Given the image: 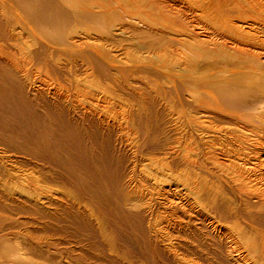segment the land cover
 <instances>
[{
	"label": "bare ground",
	"instance_id": "bare-ground-1",
	"mask_svg": "<svg viewBox=\"0 0 264 264\" xmlns=\"http://www.w3.org/2000/svg\"><path fill=\"white\" fill-rule=\"evenodd\" d=\"M138 263L264 264V0H0V264Z\"/></svg>",
	"mask_w": 264,
	"mask_h": 264
},
{
	"label": "rangeland",
	"instance_id": "rangeland-1",
	"mask_svg": "<svg viewBox=\"0 0 264 264\" xmlns=\"http://www.w3.org/2000/svg\"><path fill=\"white\" fill-rule=\"evenodd\" d=\"M139 262V261H138ZM139 264V263H138Z\"/></svg>",
	"mask_w": 264,
	"mask_h": 264
}]
</instances>
